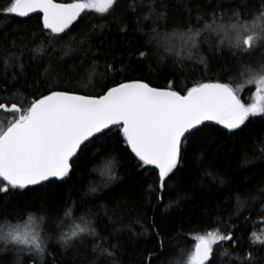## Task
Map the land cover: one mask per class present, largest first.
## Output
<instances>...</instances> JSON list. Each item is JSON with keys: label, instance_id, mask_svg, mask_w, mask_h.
<instances>
[{"label": "snow or ice", "instance_id": "obj_1", "mask_svg": "<svg viewBox=\"0 0 264 264\" xmlns=\"http://www.w3.org/2000/svg\"><path fill=\"white\" fill-rule=\"evenodd\" d=\"M121 3L122 0H73L71 3L8 0L6 5L0 6V14L8 17H29L33 13L41 16L39 32L29 37L10 38L9 34L0 33V75L9 83L18 78L14 73L9 81V68L19 69L20 75L27 76L24 54L30 52L31 60L40 61L33 68L34 83L39 81V86L46 92L39 95L32 92L29 97L19 88L10 91L0 87V91L9 92V96L2 99L10 101L0 102V113L5 117L0 121V194L10 196L17 191L33 190L36 186L45 188L65 183L80 156L90 146L94 147L95 141L115 129L119 143L133 156L135 166L156 173V180L144 189V198L150 203L155 196L156 202H160L164 199L162 193L169 187L167 181L187 157L190 138L203 131L208 126L206 122L215 121L235 135L237 130H243L251 123L250 118L264 119V0H259L258 4H254V0H204L192 7L184 5L187 22L171 25L166 0H148L146 5H137L135 0L126 3L125 10L135 18L132 33H141L147 39L140 47L129 51L127 57H116L110 46L106 48L102 53V74L97 72L98 64L92 59L86 73L87 81L90 84L94 77L101 75L104 83L97 94H81L87 85L83 83L84 78L77 75V67H82L91 53V34L97 30L102 33L108 25H92L82 39L74 36L66 41L65 38L69 37L74 24L82 20V14H96L104 19L112 16ZM138 7H147L148 15H136ZM145 20L152 22L148 33L142 27ZM117 31L127 36L130 26L121 20ZM54 41H64L65 55L75 51L73 44L84 47L78 64L66 66L61 62L63 57L55 63L51 62V57L44 60L47 47ZM125 43L131 47L133 41ZM205 44L208 55L201 52ZM225 50L235 62L239 75L246 77L244 83L234 88L231 83L219 80L180 82L176 73L183 69L185 59L195 58L204 66L203 70H207L210 60L223 58ZM149 57H155L159 67L169 68L164 87L152 86L144 78H131L130 73L135 69L130 61L140 64ZM148 68L151 69V64ZM118 76L125 78L117 79ZM246 85L255 87V95L249 97L251 103L241 99V91ZM261 142L264 143V139ZM259 151V157L249 158L245 154L241 167L246 168L257 159L264 162V148ZM104 152H107V158L101 167L94 169L100 172L103 182H90L84 197L96 196L103 200L99 193L121 179L115 174L118 159L113 154L114 149L96 147L90 155ZM213 178L221 185L225 183L219 177ZM256 191L259 196L242 198L237 191L230 197L236 202L233 215L241 223L231 222V215L228 217L230 222L218 217L214 223L224 231L215 227L195 235L191 253L181 252L180 259L173 264H264V256L260 255L264 252V234L250 233L247 247L251 250L242 255L235 251L238 245L245 244L240 234L246 231L250 217L241 213L249 200L259 201V211L251 207L249 211L264 216V187H257ZM84 197L78 201L69 199L63 216H55V230L51 234L43 227L47 219L43 205L36 213L25 210L22 216L13 215L15 224L9 221V214L3 212L0 264H8L10 253L14 255L13 264H25V254L31 264H47L49 257L54 262L56 257L48 250L50 240L60 246L66 264H75L80 258V249L90 253L88 264H121L122 246L118 242L105 246L107 241L98 231V222L105 219L107 227L121 220L126 198L114 202L113 207L97 203L94 210L85 205ZM172 203L169 202L167 207H172ZM81 205H85V210L76 216L75 211ZM68 219L74 221V226L65 231L64 223ZM136 223L140 221L136 220ZM124 227L131 230V225ZM148 228L155 230V222ZM123 230L113 228L112 231ZM134 234L147 235L148 229ZM155 235L159 248L163 249L166 241L159 238V231ZM229 242L231 250L225 247ZM61 264H65V260ZM141 264H144L143 257Z\"/></svg>", "mask_w": 264, "mask_h": 264}, {"label": "trees", "instance_id": "obj_2", "mask_svg": "<svg viewBox=\"0 0 264 264\" xmlns=\"http://www.w3.org/2000/svg\"><path fill=\"white\" fill-rule=\"evenodd\" d=\"M63 3H71L73 0H56ZM8 0H0V6L6 5ZM132 0H122L121 6L107 18H99L96 14H82V20L74 24L69 33L70 37L84 38V33L95 24L107 23L108 28L102 33L97 30L91 34L90 44L92 45L91 53L88 55L84 65L77 67V75L83 77V83L87 85L81 94H97L101 90L104 80L101 75L93 78L89 84L86 73L90 68V61L95 59L98 68L97 72H104V58L102 53L109 46L113 49L116 57L124 55L127 57L129 51H134L147 39L141 33L133 34L131 27L135 26V18L130 11H126V3ZM170 8L169 24H183L187 22V13L184 5L192 7L196 3H203L204 0H166ZM137 5H146L148 0H135ZM259 0H254V4H258ZM138 16L148 15L147 7H138ZM40 15L29 17H8L7 14H0V33L9 34L10 38L29 37L32 33H38L40 30ZM121 20L128 23L130 31L127 36L117 31L118 24ZM145 33H148L152 27L151 20L142 22ZM133 41L131 47L125 41ZM101 41L103 43L101 44ZM38 43V42H37ZM54 45V47H53ZM45 51L44 60L51 57V62L60 61L66 66L76 62L84 54V47H77L73 44V51L69 55L64 54V41L53 42ZM201 52L208 55L207 45H203ZM94 54V55H93ZM32 53L25 52L24 61L26 64L27 76L20 75L19 69L9 68L8 78L11 81L12 75H17L14 83H9L0 75V87H7L10 91L19 88L26 96H31L32 92L37 95L43 93L44 89L39 86V81L35 80L33 68L40 61L31 60ZM126 63L127 59L125 60ZM254 62V61H253ZM134 66V71L130 73L131 78L147 79L152 86L164 87L169 72L167 67H159L155 62V57H149L147 61L137 64L135 60L130 61ZM151 64V69L148 65ZM44 66H47L46 64ZM179 69V65H177ZM204 66L198 64L195 58L184 60V67L177 71L176 75L180 78V82L184 83L189 80L208 81L219 80L222 83H231L235 88L244 83L246 77L239 75V70L225 50L223 58L210 60L207 70H203ZM2 73V69H0ZM127 75V74H126ZM118 76L117 79H124ZM75 84V81H73ZM190 86V84H189ZM255 95V87L246 85L241 91V99L245 103H251L249 97ZM9 96V92L0 91V102L10 103L3 97ZM11 102H15L12 100ZM4 114L0 113V121L4 119ZM10 118V117H9ZM251 123L243 130H237L235 135L223 129L220 126L207 124L203 131L197 132L195 136L190 138L189 151L186 159L182 162V167L171 175L167 181L169 187L166 188L162 195L164 199L156 202L155 196L149 203L144 198V189L149 183L156 180V173L149 169L145 172L135 166L133 156L129 151H125L124 146L119 143L116 130L113 129L107 136H102L100 140L94 142L95 146H90L84 155H81L74 165V172L67 178L65 183L52 185L50 187L40 188L36 186L33 190L17 191L10 196L0 194V224L5 223L3 212L9 214V221L15 224L17 221L12 219L13 215H23L25 210L36 213L38 208L43 205L47 213V219L43 227L51 234L55 229L53 220L57 214L63 216L64 206L69 199L78 201L84 197L90 182L102 183L103 177L99 171H94L102 166L107 158V152L101 155L92 156L90 153L95 152L96 147L106 146L114 149V155L118 159L116 166V175L121 179L113 184L110 188H105L99 193L103 196V200H98L96 196L84 197L85 205L95 210L97 203H103L114 206V202L123 201L126 198L127 203L123 204L122 219L115 225H108L105 219L101 218L98 222V231L108 244L119 243L120 262L121 264H141V257L144 258V264H173L174 261L180 259V253L190 254L193 249L194 241L192 237L202 235L205 231L215 227H221L214 221L219 217L225 222L228 217L232 216L231 222L241 223L235 215H233L236 202L230 199L235 192H239L242 198L248 196H259L256 191L257 187H264V162L259 159L249 164L246 168L241 167L242 159L245 154L249 158L260 155V148H264V119L260 117L250 118ZM212 173L213 175H208ZM219 177L225 181L221 185L218 180L213 177ZM169 202L172 207H167ZM85 205H81L75 211V215H81L85 210ZM259 211V201L249 200L241 215L250 217L245 225L246 231L241 233L245 240L243 246L238 245L235 251L241 255L251 250L247 247V236L255 232L257 235L264 234V216L254 214L249 208ZM26 220V217H23ZM139 220L140 223H136ZM23 222V221H21ZM155 222V230L148 228L150 224ZM125 225H131V230L125 228ZM74 226V221L68 219L64 223V230L68 231ZM113 228H123L124 230L115 233ZM148 229L147 235H135L134 233H144ZM159 231L160 239L166 241L163 249L159 248L158 238L155 232ZM221 231L224 229L221 227ZM111 233V235H109ZM99 242V241H98ZM23 247V246H17ZM231 250L230 242L225 244ZM259 248V246H257ZM48 250L56 257L53 262L51 257L48 258L47 264H61L66 258L62 256L60 246L55 240H50ZM235 254V252H234ZM255 254V253H254ZM71 255V254H70ZM90 253L85 249H80V258L75 264H88L87 258ZM264 256V252H260ZM159 257L155 259V257ZM149 257L153 259L149 260ZM227 261V257L223 258ZM14 255L9 254L8 264H13ZM25 264H31V260L24 255Z\"/></svg>", "mask_w": 264, "mask_h": 264}, {"label": "water", "instance_id": "obj_3", "mask_svg": "<svg viewBox=\"0 0 264 264\" xmlns=\"http://www.w3.org/2000/svg\"><path fill=\"white\" fill-rule=\"evenodd\" d=\"M55 2H56V3H63V2H60V1H56V0H55ZM33 15H37V14H35V13H33V14H30V16H33ZM206 124L217 125V126H220L221 128H223V126H222V125L216 124V122H215V121H209V122H206ZM223 129H224V128H223Z\"/></svg>", "mask_w": 264, "mask_h": 264}]
</instances>
